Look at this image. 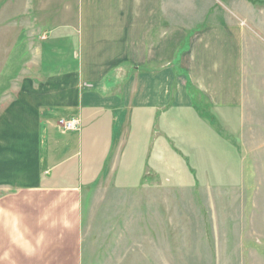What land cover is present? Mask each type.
Wrapping results in <instances>:
<instances>
[{"label": "rangeland", "instance_id": "rangeland-1", "mask_svg": "<svg viewBox=\"0 0 264 264\" xmlns=\"http://www.w3.org/2000/svg\"><path fill=\"white\" fill-rule=\"evenodd\" d=\"M87 1L0 0V144L16 140L22 128L34 130V120L16 104H30L47 77L71 70L62 41L53 36L64 25L75 27V13L65 10L64 2L73 7ZM164 2L167 27L186 24L189 46L208 26L235 29L240 105L219 115L194 92L202 122L197 125L187 111L165 119L156 112L154 121L143 124L142 112H112V145L126 126L133 136L116 154L111 177L116 185L88 186L93 200L83 218V264H264V0ZM32 67L40 72L29 71ZM129 118L131 125H125ZM62 119L57 127L63 133L81 130L80 118L70 131L59 124ZM147 128L149 150L140 141ZM161 137L165 168L160 164L154 178L152 152Z\"/></svg>", "mask_w": 264, "mask_h": 264}, {"label": "crops", "instance_id": "crops-1", "mask_svg": "<svg viewBox=\"0 0 264 264\" xmlns=\"http://www.w3.org/2000/svg\"><path fill=\"white\" fill-rule=\"evenodd\" d=\"M63 6L75 13V27L64 25L53 39L62 41L71 70L47 77L30 104H16L34 120V130L22 128L16 140L0 144V264H83V218L87 201L93 200L88 186L116 185L111 178L116 154L133 136L126 126L117 146L112 145V112H142L143 124L157 113L165 119L187 111L197 125L202 122L194 92L219 115L240 105L241 70L231 26L201 29L189 46L186 24L167 27L164 0ZM71 116L80 118L81 130L63 133L57 121ZM129 120L125 125H131ZM149 136L147 128L140 138L148 150ZM165 139L152 152L157 170L149 172L154 178L159 177Z\"/></svg>", "mask_w": 264, "mask_h": 264}, {"label": "built area", "instance_id": "built-area-1", "mask_svg": "<svg viewBox=\"0 0 264 264\" xmlns=\"http://www.w3.org/2000/svg\"><path fill=\"white\" fill-rule=\"evenodd\" d=\"M76 123H79L77 118L74 119H62L59 121V124L67 129L68 131L72 130Z\"/></svg>", "mask_w": 264, "mask_h": 264}]
</instances>
